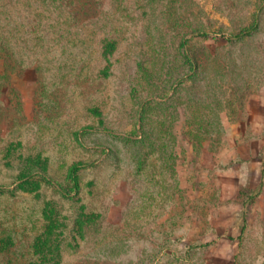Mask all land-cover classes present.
<instances>
[{"label": "rangeland", "instance_id": "obj_1", "mask_svg": "<svg viewBox=\"0 0 264 264\" xmlns=\"http://www.w3.org/2000/svg\"><path fill=\"white\" fill-rule=\"evenodd\" d=\"M0 264H264V0H0Z\"/></svg>", "mask_w": 264, "mask_h": 264}, {"label": "trees", "instance_id": "obj_2", "mask_svg": "<svg viewBox=\"0 0 264 264\" xmlns=\"http://www.w3.org/2000/svg\"><path fill=\"white\" fill-rule=\"evenodd\" d=\"M252 29H254V26L247 28L245 31H243V33L248 34V33H250V31H251ZM204 35H207V34H204ZM233 37H234V36H233ZM75 169H76V167L74 168V170H75ZM74 170H73V171H74ZM73 177H74V172H73ZM74 181L76 182V178H74Z\"/></svg>", "mask_w": 264, "mask_h": 264}]
</instances>
